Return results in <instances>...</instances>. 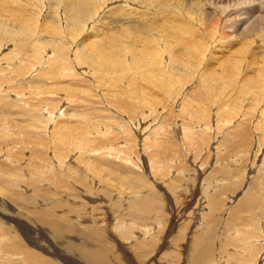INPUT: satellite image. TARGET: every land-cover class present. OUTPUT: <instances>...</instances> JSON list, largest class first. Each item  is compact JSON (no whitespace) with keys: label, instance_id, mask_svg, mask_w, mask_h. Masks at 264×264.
<instances>
[{"label":"bare ground","instance_id":"6f19581e","mask_svg":"<svg viewBox=\"0 0 264 264\" xmlns=\"http://www.w3.org/2000/svg\"><path fill=\"white\" fill-rule=\"evenodd\" d=\"M46 1H52L51 8L44 5ZM101 1L102 0H0V50L5 47L1 42L7 40H14L15 46L20 48V54L18 53L19 56L14 62L13 60L4 62L8 65V70L12 67V62L13 65L20 63V67L19 69L17 68V70L20 72L18 75L21 74L22 76L20 78L23 79L32 75L36 69L49 64L44 73L47 78L52 77V79H54L55 77L53 76H56V67L60 63L62 55H65L67 59L68 56H71L73 51L63 52L58 50L59 52H57L55 48H45L44 45L49 42H56L53 44H56L57 47L62 44L61 39H57V37L53 38L50 35L56 36L55 34H61L65 37V28L69 26V22L71 24L75 23V25L78 24V28L79 25L83 27L82 23L86 25L87 19L91 17L94 18L93 14H97L95 11ZM137 1L140 0H136L134 5L131 4L133 7H130H132L133 13L130 14L135 16H133L134 20L131 22L136 23L139 27L137 26L134 29L126 28L121 30V32L118 31V33L125 38L129 35L137 37L138 34L134 33H136L138 29L144 28L149 21L162 23L163 26L157 23V27L147 32L148 35H152L151 38L139 44L137 42H133L131 45L119 43L118 47H111L106 42H101L97 39L99 36L102 37V34L108 33V30H111L109 27H104L105 23L99 18L92 24H89L88 28L90 33L85 34L88 36V39L91 38L90 42L86 40V47L84 48V51L86 49L88 54L82 58L79 56L80 60L83 62L89 60L92 63V58L95 61L101 62L105 66L101 68L103 72L109 70L119 71L116 74L107 73L110 76H108V80H106V85L108 84L109 89L112 90H110L111 92L109 93L107 92L105 96L108 94L113 96L114 99L111 98L112 100L110 101L114 102L115 111L107 113L104 116V111L100 110L101 106L99 105L104 102L106 108V101L109 100V98L104 97L106 101L102 100L98 104L89 97L91 93L83 89L84 99H80L82 101L79 103L81 108L75 104L77 109H75V111H78V113L81 111L83 112L79 114L69 113L68 106L70 102L67 98L63 96L54 97V92L50 91L52 96H49V99L48 97L45 99L42 98L43 100L40 102L39 109L37 108V111L34 113V124L31 123V127L28 125L22 127L26 130H32V134L34 133L32 137L35 138V140H29V133L24 134L26 135V137H24L11 132L12 126L19 127L20 122H18L17 125H11L9 123L13 120H11V117L5 112L7 108L0 100V108L5 109H1L2 111L0 110V135L3 136L2 138L0 136V147L8 146L9 148L7 158L3 160L0 159V264H72L71 262H73L72 260L74 258H79L81 260V263L73 262L75 264H121V262L117 263L118 258L116 254H113L107 247L110 239L116 241L121 247L123 246L127 255L130 256V252H128L129 248L135 253L139 261L142 263L145 262V260L149 259L150 254L154 253V251L157 253L160 250L142 234L136 233L118 237L111 232L109 234L108 232L111 230L113 223L116 225L118 221H110L106 217L107 213L101 222L97 220L100 219V217L93 218L88 223L83 222L85 218L82 220L83 217L81 218V216H84L85 214L83 213L85 212L88 213L85 210L88 204L93 208H97L98 204L101 202L105 203V197L96 199L92 194L98 192L103 183L106 182L110 183V190L117 198L116 201L111 203L112 205L119 203L117 207L118 210H121V208L133 209L130 206L134 201L133 198L129 196L124 198L122 194L124 190H122L124 186L123 183L127 187L131 185L134 190L141 193L142 175L148 180L145 181L144 187H148L151 184L150 180H156L164 186H173V188H176L177 186L173 185L171 180L174 181L176 177L184 179L181 177V174L185 172L183 168L187 166L182 163L186 139L193 141V152L200 155V153L206 151L207 153H205L206 155L204 157L207 161L213 163L212 171H210L209 174L210 180L201 183L204 189L202 197L204 196L207 201L209 196L213 197L218 194H215V191L219 192L224 189V186L221 185L217 187V189L212 190L214 191L212 194H210L211 191L208 192L209 189L215 188L214 185H216L211 178L217 171H221L220 168L217 169L218 166L215 167L214 159L212 158L214 155L208 150L212 141L208 131L215 130L217 128V122L216 124L213 123L202 126V120H200L197 122L198 126L192 132L183 133L182 135H177V128L186 124L184 118L187 113L184 107L186 102L189 103L185 105L190 104L192 106L191 113L199 112L200 114L198 117L200 116L206 119L211 117L214 119L215 114L211 113V109L207 110L203 108L202 106H205L203 105L204 103H207V108H210V106L218 101H220L222 105L227 103L236 104L241 100L234 99L235 95L246 96L250 88L254 89L255 92L249 102L256 104L259 102L261 98L259 86L264 80V75L258 72L252 77H247L246 73L241 71V67H245L248 60L246 57L238 58V55L243 51V48L240 46L243 44L256 42L260 44L259 46L264 47V0H176L173 7H171L172 5L170 6V2L167 6L162 4L161 13H159V8L154 6L152 0H144L143 2ZM174 2L173 0L172 3ZM135 7L140 9L139 12L137 9H133ZM114 8L116 7L114 6ZM143 8L146 10H142ZM50 18H52V21ZM169 21H172V23H167ZM116 25L117 24H115V26ZM162 32L165 34H161ZM19 34L25 35L28 38H22ZM110 34L113 37L117 36L114 31ZM62 47L63 45L61 48ZM5 50H7V52L3 55L7 54L10 50L16 52L13 45L10 48L9 46L5 47ZM77 50L78 49H75L74 51ZM27 51L29 53L28 56H26ZM221 52L222 54L220 55ZM248 52L249 51H246V53ZM12 54L14 53L12 52ZM14 55L16 56V53ZM15 56L10 58L15 59ZM218 64L220 65L218 66ZM90 65L93 66V63ZM147 66H149L150 69H147ZM101 69L99 68L98 70ZM40 70L39 72L41 73ZM152 70H159V73L153 75L151 72ZM82 73L85 75L87 74L85 72ZM145 73H147L148 77L146 82L150 83L153 81L155 83V85L152 83L155 89L151 91L148 90L149 84L146 82H143V84L137 82L138 76H143ZM13 75L14 76H12V73L6 76L0 74V80L3 82L4 78L8 77L11 85L15 82H19L20 85L25 88L31 87L34 83L38 86L44 85L40 82L43 80L37 76L38 73L35 74L36 76L33 75L32 78L30 77V80L27 79L26 81L17 79V77H19L17 74ZM106 75L104 76L105 78ZM1 81L0 85H2ZM26 82H29L30 86H28ZM121 83L125 88L123 91L118 89V85ZM156 84L161 86L156 87ZM225 88H230L231 91L227 92L224 97H220V91L222 92L224 89V92ZM8 91L14 95L12 89L9 88ZM218 91L219 93H217ZM216 94H218V96ZM7 96V94L5 95L2 93L0 94V99H2L4 103L7 102L10 108L16 109L10 110L16 117H22L25 108L26 110L31 108L22 106L20 109L19 106L22 103L18 104L17 102L19 101H9L7 99L11 97ZM86 97L88 100L90 98L92 101H89L91 106L86 105ZM140 97L146 98L140 100ZM166 98L167 100H172L169 102L173 104L176 103L175 106H178L179 102L182 103V108L178 113L175 109L169 113H165L161 120L156 123L157 125L153 124L154 114L158 111L160 115L162 114V104L160 101H165ZM95 99L96 97L94 100ZM77 102H79V100ZM89 102L87 103L89 104ZM242 102L243 101H241V103ZM82 104L85 105L82 107ZM230 104H227V106H231ZM45 107H47V110ZM50 107L52 108L51 110H49ZM222 108H224V106ZM252 108H254V106H252ZM48 110L52 117L47 114ZM230 110L231 108L226 111L229 112ZM140 111H142V113L137 114ZM87 112L92 113L89 118H87ZM115 113L120 116V119L118 118L119 116L117 117L118 119L116 118L114 115ZM222 113L225 114L226 112H221V114ZM112 116L114 119H108ZM228 118L229 117L222 122V125H225ZM148 119H151V121H148ZM171 120L173 125L170 124ZM115 123L117 126H113L114 128L111 129V125ZM243 123L240 126H235V128L231 130L233 134L243 135L244 137L241 140L238 138L234 140L228 134H226L223 140V143L226 144L224 146H227L225 149H229V153H231L227 157L235 155L236 152L238 153V151H236L237 147L241 146L242 148V146L249 143V125ZM50 124L51 127H49ZM143 130L146 131L145 133H149L150 131L151 134L149 133L148 135L155 136L156 140L154 145H156L160 151L159 153H148L149 156L144 155L149 161L146 162V166H144L145 163L144 165L142 164L143 166L140 164L139 160L143 159V153H138L137 151L139 147L138 143L143 141V144L145 142L139 137ZM35 131L39 133L37 137ZM245 135L248 137H245ZM134 139L137 143L134 142ZM46 140L51 146L49 149L53 147V144L55 146L52 153V164L48 159L43 157V154L25 156V153L21 150L12 151V146L15 142L23 143V141H27L33 144L34 148V146H40V142L43 143ZM113 140H116V143L110 144ZM76 143L79 145H75ZM203 145H205L207 149L202 150ZM263 145L264 143L261 142L259 150L262 149ZM72 146L79 153L76 161L81 164L77 165L81 172L97 173L100 171L104 174L92 176L90 178V183L85 182L73 166L69 164L68 158ZM187 146L190 147L191 145L187 144ZM36 149L38 148L36 147ZM123 150L133 155L123 153ZM185 151L187 152V150ZM263 153L264 151H260V154L263 155ZM187 154L186 156L189 158L186 161L187 164L189 162L193 163L197 170L196 176L200 177L202 174V172H199L201 166L198 164L196 165L194 161L192 162V158ZM207 161H203L202 163L205 164ZM216 161L217 160H215V162ZM233 162L232 158V160L230 159V163L222 165L223 167L231 166ZM210 167L211 165L207 166L206 170ZM136 168H139V170ZM113 172L115 179L107 180V176ZM26 175L29 178L27 180L25 178ZM169 177L170 180H166V178L169 179ZM42 179H44V181H41ZM56 179H59V183ZM44 182H46L48 186H40ZM75 182L86 186L85 189L82 190L81 188H77ZM180 184H182V181ZM20 186L22 188H19ZM113 186H116V188L113 189ZM74 187L81 191L73 192L70 195V188ZM127 187L126 189H128ZM62 193H64L63 196L57 199L56 195ZM146 197H148L147 202L149 206L144 205V208H139L137 210L143 214V216L138 219L144 224L145 233L148 237L155 240L163 239L168 243L166 236L168 234L172 235L174 230H177V226L180 225L178 223L175 224L174 221L168 220V223V221L165 220L167 208H169L170 205L169 211L173 216V213L176 212L175 207L185 204L186 200H183L180 196H175L173 199L170 200L167 198L166 201L161 203L154 190H151L150 194ZM65 199L72 201V203H68ZM81 199H84L85 202H79ZM249 202L250 200H247L246 204ZM12 203V208L22 211L15 212L14 209L9 210L8 208H11L10 204ZM187 203L182 206V210L187 207ZM140 204V202H136L135 205L137 206ZM176 204L177 206H175ZM210 206L212 208V205ZM26 207L29 209L28 211H25ZM197 207L195 209H197ZM5 209H7L8 212ZM198 209L201 210L202 208ZM218 209L219 208L216 210ZM57 210H60L61 214H57ZM29 213L42 215V217L38 220H33L29 217ZM74 216L78 217V219ZM202 216L203 218L207 217L209 221L205 222L202 220L203 222L197 225L195 219H200V216L195 214V219L192 218V221L194 220L196 222V224H193V227L202 230L205 236H203L202 231H193V234L188 240L189 244L192 246L191 251L193 256L186 254L187 264H205V261L211 260L215 251L214 243L216 240V232L213 230V226L215 225L218 227V222L220 220L216 221L217 224L214 216H208L206 214ZM213 218L216 224L210 221ZM131 219L133 220V217H131ZM173 222L174 224H172ZM228 222L227 220L226 223ZM185 223L186 221L180 226V229L183 227L182 230H179L181 233L187 228L192 230L188 224L189 222L184 226ZM223 223L224 221L221 225H223ZM87 224H92L94 229L90 227V230L86 232L83 227ZM202 224H204V226H202ZM229 224L231 225L230 222L228 225ZM155 225H158L156 231H154ZM221 225L219 226L223 228ZM79 228L83 229L85 236L83 240L78 236L74 239L66 238L73 237L75 235L74 231ZM236 233L239 234L238 231ZM160 234L162 236H159ZM255 237L259 236L256 235ZM130 239H132V242L129 245L126 242L122 243V241ZM239 240L241 241V238ZM257 240L259 242V238H257ZM260 246L263 248L261 243L259 244V247ZM114 247L115 246H112L113 249ZM126 247H128V251L125 249ZM166 255L167 257L165 258L168 259L169 264H178V260L180 259L178 252L164 251L162 256L164 257Z\"/></svg>","mask_w":264,"mask_h":264},{"label":"rangeland","instance_id":"374dc122","mask_svg":"<svg viewBox=\"0 0 264 264\" xmlns=\"http://www.w3.org/2000/svg\"><path fill=\"white\" fill-rule=\"evenodd\" d=\"M141 1L143 2L144 0H140L137 2H141ZM174 1L175 2L172 3L173 0H152V2L154 3V6L156 8H159V10H160L159 13H161V11H162V9H161L162 4L164 6H167V4L170 2V6L172 5L171 7H173L176 3V0H174ZM134 2H136V0H102L101 3L99 4L98 8L95 11L97 14H93L94 18L91 17V18L87 19L86 25L84 23H82L83 27H81L79 25V28H78L77 27L78 24L75 25V23L71 24L69 22V26L67 28H65V31H66L65 37H64V35H61V34H55L56 36L50 35L53 38L57 37V39H61L62 41L61 40H59V41H61L62 44L60 46L58 45V47H57L56 44H53L56 42H49V43H47L48 45L47 44L44 45L45 48H55V49H57V52H59V51H63V52L73 51L71 56H68L67 59L65 58V55H62V59L56 67V76H53V77H55L54 79H52V77L47 78L46 74L44 73L45 70L47 69V67L49 66V64H47V66L43 65L41 68L36 69L37 72L35 71L32 75L28 74L29 76L26 78H23L24 80L22 78H20L22 75L21 74L18 75V73H20V72H18L19 70H17V68L19 69V67H20V63H16L13 65V62L16 60V58L20 54L19 53L20 48L15 46L14 40H12V41L7 40V41L1 42V44H3L5 47L9 46V48H10L13 45V48H15V50H16V52L12 51V50L8 51L7 54H9L10 56L7 54L3 55L4 53L7 52V50H5V47H3L2 50H0V57H1L0 58V61H1L0 62V67H1L0 68V72H1L0 74L1 75L6 76V75L12 73V76H14L13 74H15V75L17 74L19 76V77H17V79H22L20 81H26L27 79L30 80L33 75L38 73L37 76L41 80H43V81H40V80H38V81H40L41 83H43L45 85V86L44 85L38 86L34 83L33 84L34 86L32 85L29 88H25V87L21 86L19 82H15L11 85L10 79L8 77L4 78L5 82L4 81L2 82L0 80L2 83V85H0V88H1L0 94H2V93L5 95L7 94L8 95L7 97H11L8 99L6 97V99L9 101H16V102L19 101V102H17L18 104L22 103L19 106L20 109L22 106L27 107V108L31 107L30 109H27V110L25 108V112L23 113V116L18 118V117H16V115H13V113L10 111V110H16V109L10 108V106L7 102L4 103L3 100L0 99L3 103V105L7 108L6 109L7 111L3 108H0V110L1 109L5 110V112L8 114V116L11 117V120H13V121H10L9 123L11 125H13V124L17 125L18 122H20L19 127H16L14 125L12 126L11 132L18 134L19 136H24V137H26V135H24V134L29 133V136H28L29 140H35V138L32 137V135L34 134V133L32 134V130H26L22 127L25 125H28L31 127V125L34 124V119H35L34 113L37 111V108L39 109L40 102L43 100L42 98L45 99L46 97H48V99H49L50 98L49 96H52L51 92H54L53 93L54 97L63 96V97L67 98V100L70 102V105L68 106V109L70 111L69 113H73V114L78 113V111L77 112L75 111V109H76L75 104H76V106L78 105L81 108V105H79V103L84 99V93H83L84 90L83 89L88 90V93H91V95H92V96L90 95L89 97L92 98V100L97 102L98 104L102 100L106 101V99H104V97L109 98V100L106 101V108L107 109L104 106V102H102V104L100 103V105H99V106H101L100 110L104 111L103 112L104 116L107 113H111L112 111H115L114 102L110 101V100L114 99L113 96L110 94L105 96V94L107 92L109 93V92H111L110 90H112V89H109L108 84L106 85V80H108V76H110L107 73L116 74L119 71L109 70V71L103 72L101 68L105 67V66L101 62L95 61L92 58L91 61L93 63V66H91L90 64H92V63L89 60L86 62H83L82 60H80L79 56L82 58L88 54L86 49L84 51V48L86 47V45H85L86 40H87V42H90L91 38L88 39V36L85 34L90 33V30L88 28L89 24H92L96 19H99V18L105 23L104 27H109V28H111V30H108V33L102 34V37L99 36L97 39L100 40L101 42H106L111 47H118L119 43H125V44L131 45L133 42H137L139 44L142 41H144L148 38H151L152 35H148L147 32L149 30H151L152 28L157 27L156 24L160 23V22H151L148 20L149 23L147 25H145L144 28L138 29L136 31V33H134V34H138L137 37H135L134 35H129L128 37L125 38V37L119 35V33H118V31L121 32V30L126 29V28L134 29L137 26L139 27V25H136V23L131 22L134 20V18H133L134 15H131L133 13V11H132L133 6L132 5H134ZM44 5L51 8L52 7V1H46L44 3ZM114 6L116 8H114ZM124 6H126V7H124ZM130 6H132V7H130ZM196 7H198V6H196ZM133 9H137V7L133 8ZM117 10H119V11H117ZM137 10L139 12L140 9H137ZM142 10H146V9L143 8ZM51 14H52V12H51ZM128 15L131 19L128 17ZM120 16H121V18H120ZM50 19L52 21V18H50ZM167 23H172V21H169ZM115 24H117L116 25L117 27L115 26ZM182 25H184V24H182ZM160 26H163V24L160 23ZM74 27L76 28V30ZM118 28H119V30H118ZM112 31L115 32V34L117 35L116 37L111 36L110 33ZM161 34H165V33L162 32ZM20 36L22 38H25V39L28 38L25 35H20ZM61 37H63L65 40ZM46 40L49 41L48 39H46ZM258 43H260V42H258ZM62 45H63V47L61 48ZM259 45L260 44H257L256 42L240 45L243 48V51L241 52L240 55H238V58L239 57H246L247 60L249 61V62L247 61L246 65H245V67L247 66L246 68L244 66L241 67V71L246 73L247 77H252V76L256 75V73H258V72L261 73L262 75H264V47L259 46ZM75 49H78V50L74 51ZM246 51H249V52L246 53ZM12 52L14 54L16 53V56L14 54H12ZM26 53H27L26 56H28V54H29L28 51ZM221 54H222V52L220 53V55ZM12 55L15 56V59L10 58V57H13ZM2 56H4V57H2ZM26 56L24 55V58ZM9 60L10 61L13 60V62L11 63L12 67L10 68V70H8V65L6 63H4L5 61H9ZM219 65L220 64H218V66ZM99 68L101 70H98ZM147 69H150L149 66H147ZM39 70L41 71V73L39 72ZM82 72H85L87 74L85 75ZM151 72L154 75V74L159 73V70H152ZM22 73H24V72H22ZM105 75H106V78L104 77ZM143 77H144V80H143ZM147 78H148L147 73H145V74H143V76L142 75L138 76L137 82H140V84H143V82L144 83L146 82ZM150 83H147V84H149V88H148L149 91H151L152 89H155L153 87V85H155V83L153 81H151ZM152 83H153V85H152ZM26 84L28 86H30L29 82H26ZM121 85H122V83L118 85V87H119L118 89H120L121 91L125 90L124 86L123 85L121 86ZM156 85H157L156 87L161 86L159 84H156ZM3 87H4V89H3ZM150 87H153V88H150ZM6 88H7V90H6ZM9 88L12 89V92L14 93V95H12L10 93V91H8ZM210 88H212V87H210ZM259 88L261 90V98L257 104L249 102V100H251L250 98L253 96V94L255 92V90L251 89V88L249 89L246 96L235 95L234 99H239V100L243 101L242 103H241V101L239 103H236V104L227 103L228 105L229 104L231 105V106H227V104L222 105V103L220 101H218V102H215L212 106H210V108H207V103H204L203 105H205V106H202V107L207 109V110L211 109L210 110L211 113L215 114L214 119H212V117L208 118V119L202 118L200 116L198 117V115L200 114L199 112L191 113L192 106L190 104L185 105L186 103H189V102H186L184 104V107L187 111V113L185 114V117H184L186 124L177 128V130H178L177 135H180V134L182 135L183 133L192 132L198 126L197 122L200 120H202V126L210 125L213 123L216 124V122H217V128L215 130L213 129L212 131H210V130L208 131L210 133V134L209 133L208 134L211 136L210 138L212 139L211 144L208 147V150L210 151L211 154L214 155V157H212V158L214 159L215 167L218 166L217 169L220 168L221 171L220 170H219L220 172L217 171V173H215V175L211 178V180L214 181L216 185H214L215 188H212L211 190L209 189L208 192L211 191L210 194H212L214 192L212 190L217 189V187H220L222 185V186H224L223 190H220L219 192H217V191L214 192L215 194L218 193L217 194L218 196L217 195H214L213 197L209 196L207 201L205 200L204 196L202 197V193H203L204 189L202 188L201 183H205L206 181L210 180L209 174H210V171H212V168H213L212 164L213 163H211L210 161H207V159L204 157L206 155L205 153H207L206 151H203V152L201 151L202 153H200V155L193 152L192 151L193 141H189L187 139L185 140L184 155L182 156L183 157L182 163L187 165L183 168L185 172H183L181 174V177L184 179L176 177V178H174V181L171 180V183L173 185L177 186L176 188H173V186L172 187L164 186L162 183H160L156 180H150L151 184L148 187H144L145 181H148V180L143 175L141 178V183H142L141 193L139 191L134 190V188H132L131 185H129V187H127L122 182L124 185L122 188V190L124 189L122 191L124 198L129 196V197L133 198V200H134L133 203L130 205L133 208L132 210H129L127 208H121V210H118L117 207L119 206V203L112 205L111 202L116 201L117 198H116L115 194H113L111 192L109 182L103 183L102 187L98 190V192H94L92 194L96 199H101V198L105 197L106 200H105V203L101 202L100 204H98L97 208H93L92 206H90L88 204L87 208L85 209L88 213L85 212V213H83L85 215L81 216V218L83 217L82 220L85 218L83 220V222L88 223L91 221V219L97 218V217H100V219H97V220L99 222H101V221H103V219L107 213L106 217L110 221L111 220L113 222L118 221V223L116 225H114V223H113V225L111 226V230L109 232L108 231H106V232H108L109 234L111 232L112 234H115L117 237L123 236V235H131V234L140 233L148 241H150L157 249L160 250L157 253H155L156 251H154V253L149 255V259L145 260V262L142 263L141 261H139L136 258L137 256L135 255V253L133 251H131V249H129L128 247L125 248L126 250L128 248L129 251L128 250L127 251L130 252V256H129L125 253L123 246H122L123 247L122 248L113 239H110V240L108 239L109 243L107 244V247L112 251L113 254H116V256L118 258L117 263L121 262V264H166V263L169 264L168 259L165 258V257H167V255L163 257L162 254L164 253V251H168V252L174 251V252H178L180 255V259L178 260V264H187L186 263L187 255L186 254H190L191 256H193L192 251H191L192 246H191V244H189L188 240L191 237V235L193 234V231H196V232L202 231V230H199V229L193 227L194 226L193 224H196V222H197V225H199L200 223L203 222L202 220H204L205 222L209 221V219L207 217L203 218V216H202L203 214H206L208 216H214L215 222L220 220L218 222L219 225H221L223 221H224V223H223V225H221V226H223V228L218 225L220 230L215 225L213 226V230L216 232L215 233L216 240L214 243L215 251L213 253V257L211 258V260H209L207 262L205 261V264H245V263L246 264H264V255H263L264 254V153H263V155L260 154V151L261 152L264 151V145L262 146V149L259 150L260 143L261 142L264 143V80L260 84ZM223 90H222V92H223ZM149 91H147V92H149ZM219 91L217 93H219ZM230 91H231L230 88H225V91L223 92V94L220 91L219 96L224 97V95H226L227 92H230ZM154 92H156V91H154ZM43 95L44 96L46 95V96L44 97ZM216 95L218 96V94H216ZM40 96H41V98H40ZM93 97L94 98L96 97V99L94 100ZM102 97H103V99H102ZM33 98H34V100H33ZM86 98H85L86 105L91 106V104L89 102V101H91L90 98H89V100H88V98L87 99ZM142 98H146V97H140V100H142ZM153 98H155V97H153ZM80 99H82V100H80ZM78 100H79V102H77ZM72 101H74V102H72ZM169 101H172V100H167V98H166L165 101H160L162 104V107H161L162 114L160 115L159 111L154 114L155 116H154V121H153L154 123L153 124L158 123L161 120L162 116L167 112L169 113V112L173 111L174 109L176 110L177 113L180 112V110L182 108V103L179 102V105L175 106L176 103L173 104L172 102H169ZM87 102H89V104ZM73 103H74V105H73ZM84 105L82 104V107ZM223 106H224V108H222ZM252 106H254V108H252ZM0 107H1V104H0ZM46 108L47 107H45V109ZM229 108H231V110L229 112L226 111V110H229ZM51 109L52 108L50 107L49 110H51ZM49 110L47 111V114L50 117H52V115L49 114ZM142 111L138 112L137 114H141ZM81 112H83V111H81ZM81 112H79V113H81ZM221 112H226L227 114L222 113L223 114V116H222ZM230 112H231V114H230ZM91 115H92V113L89 112L87 115V118H89V116H91ZM114 115L116 116V118L119 116L116 113ZM227 117H229L228 121L225 123V125H222V122H224V120H227ZM112 118H113V116L111 118H108V119H112ZM118 118L120 119V116ZM32 120H33V122H32ZM148 121H151V119H148ZM249 122H251V123H249ZM242 123L243 124L246 123L247 125L250 126V127L248 126V129L250 132V134H249L250 137H249V140L247 139L249 141V143L248 144L245 143L247 145L242 146V148H241V146L237 147L236 151H238V153L236 152L235 155L227 157L231 153H229V149H225V148H227V146H224L226 144L223 143L224 142L223 140L225 139L226 134L231 136L234 140L237 138L241 140L244 136L238 135V134H233L231 132V130H233L235 128V126H240ZM170 124L173 125L172 120L170 121ZM113 126L116 127L117 126L116 123L111 125V129L114 128ZM49 127H51V124L49 125ZM35 132H36V137H37L39 135V133H37V131H35ZM145 132L146 131L143 130L142 133L139 135V137H141V139H143L145 142L143 144H142L143 141L139 142L138 143L139 147L137 150L138 153H143V159L141 160L139 158L140 159L139 162L141 165L142 164L144 165V163H145L144 166H146V162H149L148 159H146V157H145L146 155L149 156L148 153H159L160 152L158 147L156 145H154L155 140H156L155 136L148 135L150 133V131H149V133L148 132L145 133ZM0 136H1V138L3 137L2 135H0ZM245 137H248V136L245 135ZM250 138L252 141L250 140ZM134 142L137 143V141L135 139H134ZM115 143H116V140H113L110 142V144H115ZM187 144H190L191 146L188 147ZM250 144H251V146H250ZM75 145H79V144L76 143ZM36 147L38 149L39 148L40 149L38 150V149H36ZM49 147H51V146L49 145L47 140L44 141L43 143L40 142V146H34V148H33V144H30V142L23 141V143L22 142H15L12 146V151L14 152L16 150H21L25 153V156L43 154V157L48 159L49 162L52 164L53 163V161H52V155L53 154L52 153H53V150L55 149V146L53 144V147L51 149H49ZM107 149H113V148H107ZM204 149H207V148H205V145H203V147H202V150H204ZM185 150H187V152ZM46 151H48V152H46ZM70 151H71V153H70V156L68 158L69 164H71L73 166V168L77 171V173L80 175V177L85 182L90 183L91 182L90 178L92 176H98V175L104 174L103 172H100V171H98L97 173L81 172L77 166V165H81V164L78 161H76L77 155L79 154L78 151L73 146L70 148ZM224 151H226L227 153ZM8 152H9L8 146L0 147V159L1 160L6 159L8 156ZM123 153H128L130 155H133L132 153L127 152V151L125 152L124 150H123ZM186 154L189 155V157L193 159V160L191 159L192 162L194 161V163L196 162L195 163L196 165L198 164L199 166H201V169L199 172H202V174L200 177L196 176L197 170L195 169V165L191 162H189L187 164L186 161L189 158H188V156H186ZM195 156H197V157H195ZM218 156H220V157H218ZM258 156H259V158H258ZM217 157H218V159H217ZM232 158L234 161L232 163V165L230 164L231 166L223 167V165H227L228 163H230V159L232 160ZM215 160H217V161L215 162ZM203 161L204 162L207 161V162L205 164H203L202 163ZM173 162H175V161H173ZM218 163L221 165H219ZM210 165H211V167L208 168L209 170L207 169L208 170L207 171L206 168H207V166H210ZM144 168H146V167H144ZM136 169L139 170V168H136ZM141 169H142V167H141ZM233 171H234V173H233ZM25 178H26V180L29 179L27 177V175L25 176ZM167 178H166V180H170V177H169V179H167ZM112 179H115L114 178V172L107 176V180H112ZM56 180L59 183V179H56ZM41 181H44V179H42ZM181 181H182L183 185L180 184ZM75 184H76L75 186H77V188H81L82 190H84L86 187V186H83V185L78 184L76 182H75ZM179 184H180V186L178 187ZM40 186H48V184L46 185V182H44ZM71 186H73V185H71ZM126 187L128 189H126ZM19 188H22V187L20 186ZM77 188L76 187L70 188V195L73 192H80L81 191ZM115 188H116V186H113V189H115ZM151 190L155 191L157 198L161 201V203L166 201L167 198L171 200L175 196H180L183 200H186V203L188 202L187 203L188 208L186 207L183 210L181 209V208H183L182 207L183 205H186V203L181 205V206H177V204H176L175 205V206H177V207H175L176 212L173 213V216L171 215L172 213L169 211V208H170V205H169V208H167V212L165 213V215H166L165 220L174 221L175 224L178 223L180 226L185 221H186V223L189 222L188 224L190 225L192 230L187 228L183 233H181L179 230H182L183 227H181V229H180V226H177V230H174L172 235L168 234L166 236L168 239L167 240L168 243L163 239L155 240V239H151L150 237H148L147 234L145 233L144 224H142L140 222V220L138 219L139 217H142L143 214H141L137 210L139 208H144V205L149 206V203L147 202L148 197H146V196L148 194H150ZM114 193H117V192H114ZM63 194L64 193L56 195V198L57 199L61 198L63 196ZM247 200H250V202L248 204H246ZM66 201L68 203H72V201H69V200H66ZM80 201L85 202L84 199L79 200V202ZM136 202H140L141 204L136 206L135 205ZM10 205H11V208H8V209L9 210L14 209V208H12L13 203ZM166 205H167V203H166ZM210 205H212V208ZM196 207H197V209H195ZM198 208H202V209L199 210ZM217 208H219V209L216 210ZM5 210L8 212L7 209H5ZM28 210L29 209L26 207L25 211H28ZM184 210H185V212H184ZM186 210H187V212H186ZM14 211L15 212L16 211L21 212L22 210H19V209L15 210L14 209ZM56 212H57V214H61L60 210H57ZM194 213L196 215L200 216V219H195ZM214 213H215V215H214ZM232 216H233V218H232ZM29 217H31L33 220H36V219L38 220L39 218L42 217V215H37L35 213H29ZM131 217H133V220L131 219ZM75 218L78 219V217H75ZM192 218H194L196 222L194 220L192 221ZM137 220H138V222H137ZM227 220L231 223V225L229 224L230 226L228 225L229 222L226 223ZM169 221H168V223H169ZM210 221L214 222V218ZM174 222L172 224H174ZM186 223L184 224V226H186ZM191 224H192V226H191ZM202 226H204V224H202ZM227 226H229V227H227ZM231 226H232V229H231ZM90 227H91V229H94L92 224L85 225L83 227V229L86 230V232H87L88 230H90ZM156 228L158 229V225L154 226V231L157 230ZM83 229H81V228L76 229V231H74L75 235L73 237H66V238L74 239L78 236L80 239L83 240L85 238L84 233H83ZM106 229H108V228H106ZM237 231L239 234L236 233ZM26 233H27V231H26ZM202 233H203V236H205L203 231H202ZM69 234H71V233H69ZM256 235H258L259 237H255ZM159 236H162V235L160 234ZM240 238H241V241L239 240ZM257 238H259V242H258ZM132 239L127 240V241H122V243L126 242L129 245L132 242L131 241ZM260 243L263 245V248H262V246L259 247ZM112 246H115L114 249L112 248ZM161 256H162V258H161ZM183 257L185 258V261H184ZM181 258H183V259H181ZM72 261L76 262V263H79V262L81 263V260L79 258H74ZM73 262H71V263L75 264Z\"/></svg>","mask_w":264,"mask_h":264}]
</instances>
